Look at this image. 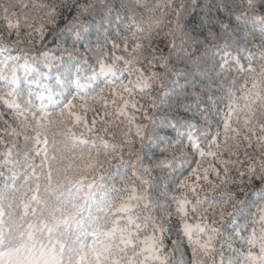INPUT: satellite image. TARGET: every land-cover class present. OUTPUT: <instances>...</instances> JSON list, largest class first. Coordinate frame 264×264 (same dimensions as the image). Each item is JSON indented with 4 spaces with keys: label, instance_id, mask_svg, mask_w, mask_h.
<instances>
[{
    "label": "trees",
    "instance_id": "trees-1",
    "mask_svg": "<svg viewBox=\"0 0 264 264\" xmlns=\"http://www.w3.org/2000/svg\"><path fill=\"white\" fill-rule=\"evenodd\" d=\"M0 264H264V0H0Z\"/></svg>",
    "mask_w": 264,
    "mask_h": 264
}]
</instances>
